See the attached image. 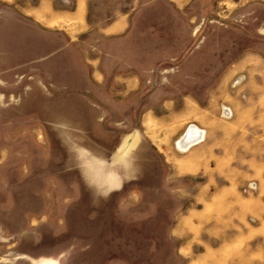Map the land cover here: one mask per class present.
Returning a JSON list of instances; mask_svg holds the SVG:
<instances>
[{"label":"rangeland","instance_id":"rangeland-1","mask_svg":"<svg viewBox=\"0 0 264 264\" xmlns=\"http://www.w3.org/2000/svg\"><path fill=\"white\" fill-rule=\"evenodd\" d=\"M145 1L92 0L90 26ZM186 2L103 82L75 51L5 50L0 19V264H264V0ZM190 123L214 152L177 149Z\"/></svg>","mask_w":264,"mask_h":264},{"label":"crops","instance_id":"crops-1","mask_svg":"<svg viewBox=\"0 0 264 264\" xmlns=\"http://www.w3.org/2000/svg\"><path fill=\"white\" fill-rule=\"evenodd\" d=\"M54 1L0 0L3 8L0 10V19L3 20L2 45L6 50L12 38H16L20 48H23L21 50L32 51L36 57L43 56V53L48 50L52 51L50 56L60 54L66 57L70 51H75L80 54L89 82L91 78L95 82H103L106 79L108 72L104 69L103 62L114 53L129 55L134 59L140 58L141 41L144 40V33H147L145 29L140 28V19L160 13L165 15V7L170 12L172 9L184 8L187 3V0H147L134 6L130 11L120 12L94 29L88 21V10L92 0H57L58 7ZM147 38L148 36H145V39ZM129 67V64L122 66L115 78L123 84L121 89L126 91L133 90L134 83L138 82V78H132L131 73H128ZM220 101L215 100L216 115H218L220 104H222L220 109L226 108L231 116L235 115L236 107L233 102L224 104ZM190 124L193 126H190L182 136L190 138L192 131H196L199 135L196 134V139L181 152H186L199 139V136L209 131L206 124L201 125L202 127L194 123ZM181 127L182 124L178 123L175 130ZM194 150L212 153L214 145L206 141L204 144L197 145Z\"/></svg>","mask_w":264,"mask_h":264},{"label":"bare ground","instance_id":"bare-ground-1","mask_svg":"<svg viewBox=\"0 0 264 264\" xmlns=\"http://www.w3.org/2000/svg\"><path fill=\"white\" fill-rule=\"evenodd\" d=\"M193 126V125H191ZM186 132V131H185ZM191 132V131H190ZM191 137L188 138L186 136H181L180 139H177V142L175 143V146L177 147V149H179L180 151H185V149L188 147V145L196 139V131H192ZM194 144V143H193ZM190 148V147H189ZM33 264H54L53 261L51 260H45V261H36Z\"/></svg>","mask_w":264,"mask_h":264},{"label":"built area","instance_id":"built-area-1","mask_svg":"<svg viewBox=\"0 0 264 264\" xmlns=\"http://www.w3.org/2000/svg\"><path fill=\"white\" fill-rule=\"evenodd\" d=\"M221 116L223 118H229L231 116V114L229 113V111L226 108H223L222 111H221ZM198 135L199 134H197V136ZM203 140H204V135H202L201 137L199 136V139H197V141L194 142V144L192 146L201 143ZM254 188H255V185L254 184H249L248 185V189H254Z\"/></svg>","mask_w":264,"mask_h":264}]
</instances>
